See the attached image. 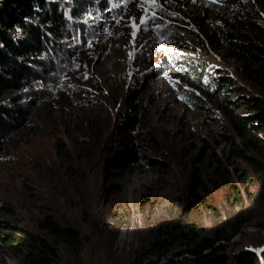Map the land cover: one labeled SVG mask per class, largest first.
Instances as JSON below:
<instances>
[{"label":"rangeland","instance_id":"1","mask_svg":"<svg viewBox=\"0 0 264 264\" xmlns=\"http://www.w3.org/2000/svg\"><path fill=\"white\" fill-rule=\"evenodd\" d=\"M84 1L63 62L0 95L32 108L0 154V264H32V237L56 247L51 264H187L185 245H152L186 224L261 255L264 152L231 114L264 101V79L250 76L264 73V0ZM231 139L259 164L231 155ZM47 216L81 242L56 241Z\"/></svg>","mask_w":264,"mask_h":264},{"label":"trees","instance_id":"2","mask_svg":"<svg viewBox=\"0 0 264 264\" xmlns=\"http://www.w3.org/2000/svg\"><path fill=\"white\" fill-rule=\"evenodd\" d=\"M86 4L84 0H0V95L19 92L44 81L48 68L63 62V39L70 35L77 41L85 27L79 22V17L84 14ZM212 29L214 27L207 30ZM245 71L251 73L256 70L246 67ZM250 76L264 79V73ZM218 79L220 85H225L222 75ZM247 104L251 106L250 112L245 115L232 112V122L239 136L264 152V101L253 98L248 99ZM31 115L32 108L16 96L11 97L7 105H0V154L10 136L24 128ZM231 141V155L259 164L235 139ZM198 184L200 177L195 174L193 192ZM3 225L0 219V228ZM42 227L56 241L81 242L77 229L60 225L52 216L44 219ZM197 230L194 224L174 226V230L166 231L164 239L156 240L152 245L162 253L172 251L175 245H185L183 252L176 254L190 255L185 259L187 264H264V251L261 255L253 250L235 251L226 244L217 245L219 240L229 242L230 236L218 234L216 239L202 238ZM32 238L37 252L30 254L31 263L51 264L57 255L56 247L45 238ZM6 240V235H0V241ZM174 263L173 260L170 262Z\"/></svg>","mask_w":264,"mask_h":264},{"label":"snow or ice","instance_id":"3","mask_svg":"<svg viewBox=\"0 0 264 264\" xmlns=\"http://www.w3.org/2000/svg\"><path fill=\"white\" fill-rule=\"evenodd\" d=\"M149 2H150V0H149ZM154 6H155V7H159L158 4H155ZM173 15H174V14H173ZM148 19L154 20L155 17H154V16H149ZM132 21H133L132 26H133L134 28L138 27V26L135 24V17L132 18ZM146 23H147V20H145V19H141V21H140V24H141V25L146 24ZM135 35H136V32L133 31V36L135 37Z\"/></svg>","mask_w":264,"mask_h":264},{"label":"water","instance_id":"4","mask_svg":"<svg viewBox=\"0 0 264 264\" xmlns=\"http://www.w3.org/2000/svg\"><path fill=\"white\" fill-rule=\"evenodd\" d=\"M237 238H238V237H237ZM237 238L233 239L232 242H230V243H224V242H223V244L230 245V244L233 243ZM188 256H190V255H188Z\"/></svg>","mask_w":264,"mask_h":264},{"label":"bare ground","instance_id":"5","mask_svg":"<svg viewBox=\"0 0 264 264\" xmlns=\"http://www.w3.org/2000/svg\"><path fill=\"white\" fill-rule=\"evenodd\" d=\"M255 229V228H254ZM256 230V229H255Z\"/></svg>","mask_w":264,"mask_h":264}]
</instances>
